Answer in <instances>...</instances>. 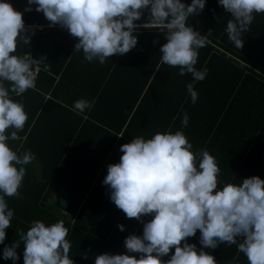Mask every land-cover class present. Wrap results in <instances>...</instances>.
<instances>
[{
	"label": "trees",
	"instance_id": "trees-1",
	"mask_svg": "<svg viewBox=\"0 0 264 264\" xmlns=\"http://www.w3.org/2000/svg\"><path fill=\"white\" fill-rule=\"evenodd\" d=\"M7 2L23 13L26 27L42 25L34 32L29 29L30 42L25 45L23 40L18 41L13 54L30 52L43 63L34 67L35 89L21 96L11 94L24 104L30 118L24 130L18 132L19 139L9 140V146L18 153L31 150L35 159L25 166L26 175L19 189L23 199L6 197L15 212L11 227L6 229L5 242L0 244V264H12L2 258L4 245L11 246L19 239L17 229L27 231L35 219L46 225L64 221L66 238L72 246L79 242L69 253L74 264H82V258L84 264H94L95 256L102 251L125 253L126 234L142 235L143 223L152 217H142L143 222L127 218L111 202L102 181L107 166L120 161V146L137 136L150 138L156 132L182 130L193 144L194 153L206 148L215 157L222 173L218 187L238 175L235 157L239 159L247 153L242 167L251 169L257 165L250 161V155L264 142V13L254 14L249 30L242 34L241 49L228 39L225 29L232 17L218 6L217 0H207L199 16H190L187 24L207 37L195 67H206L208 73L203 81H194L190 73L181 76L179 67L160 62L159 49L167 42L163 27H141L133 50L109 57L101 65L98 61H84L82 51L74 53L77 39L59 25L47 27L50 21L35 11V5L31 12H25L27 0ZM147 17L145 12L135 23L142 25ZM44 64L49 66L47 72ZM188 83H193L198 92L195 104L187 92ZM81 98L94 106L77 115L72 110L73 103ZM185 111L189 122L182 128ZM241 128H246L242 134ZM252 143L256 146L252 147ZM255 153L257 158L264 157L260 151ZM228 160H233L227 165L231 167L223 169L221 162ZM61 189L78 199L86 196L73 221L61 214L58 204L47 200ZM121 224L124 231L118 228ZM196 234L199 240L200 232ZM18 252L21 258L17 264H23L22 243ZM133 255L139 258L140 254Z\"/></svg>",
	"mask_w": 264,
	"mask_h": 264
},
{
	"label": "clouds",
	"instance_id": "clouds-1",
	"mask_svg": "<svg viewBox=\"0 0 264 264\" xmlns=\"http://www.w3.org/2000/svg\"><path fill=\"white\" fill-rule=\"evenodd\" d=\"M207 0H27L25 12H42L49 27L59 25L77 39L74 53L83 52L86 62L103 65L109 57L124 55L138 44L136 33L141 27H163L165 40L159 52L160 62L179 67V75L190 73L194 81H203L205 67L197 70L199 50L207 37L187 24L190 16H199ZM229 13L228 39L241 49L242 34L264 13V0H217ZM147 12V22L140 21ZM214 12V10H213ZM23 13L7 0H0V244L6 239L15 210L6 197L23 199L19 189L26 175V165L35 156L31 150L19 152L9 146V140L19 139L28 114L22 102L11 96H21L36 87L34 67L43 63L30 52L14 55L17 42H30ZM210 34V32H209ZM158 43V41H154ZM47 72L49 66L44 64ZM8 82V86H5ZM191 102L198 100L193 83L186 85ZM93 102L81 98L73 103L77 115L93 107ZM188 113H183L182 128L187 127ZM9 129H13L10 133ZM182 130L156 132L150 138L137 136L120 146V161L107 166L102 183L109 198L127 218L142 221L143 234H130L124 240L125 253L105 252L95 257L94 264H218L205 251L221 244L237 246L247 264H264V179L244 178L240 184L222 183L218 187L220 168L206 148L192 151ZM124 231V225H118ZM199 230V245L189 243ZM19 239L4 245L2 258L17 264L18 249L23 244V264H74L69 253L71 242L63 220L50 225L35 219L25 231L17 229ZM174 249V252L172 250ZM171 253V255H170ZM133 254H140L137 258ZM169 257L167 260L162 259ZM230 264H236L235 258Z\"/></svg>",
	"mask_w": 264,
	"mask_h": 264
},
{
	"label": "crops",
	"instance_id": "crops-1",
	"mask_svg": "<svg viewBox=\"0 0 264 264\" xmlns=\"http://www.w3.org/2000/svg\"><path fill=\"white\" fill-rule=\"evenodd\" d=\"M50 23L51 22H47L46 26L49 27ZM40 26H42V25H40ZM58 28L59 29H64V28H61L60 26H58ZM64 30H67V29H64ZM28 35L30 37L31 33H29ZM249 68H250V70L252 72L259 73L253 67H249ZM34 71L36 72V69H34ZM262 76L264 77L263 74H262ZM175 95H177V94H175ZM142 97H143V95H142ZM61 104H63V103H61ZM27 114H28V118H30V114L28 112H27ZM33 120H35V117L33 118ZM253 129H254V124L252 125V131H253ZM255 129H257V128H255ZM245 130H246V128L245 129L241 128V134ZM252 131H251V133H252ZM248 135H250V133ZM248 135H246V137ZM251 145H252V147L256 146L254 143H252ZM257 147H258V150H255V151H260L262 154H264V142L262 143L261 146H257ZM255 151L253 149L252 154L250 155V161L251 162H255L257 165L255 167L251 168V169H246V168L242 167V165H244V163H245V157L247 156V153H246L245 156H242L239 159L237 157H235V159L237 160L236 169L237 170L240 169L238 175L236 174V177L237 176L238 177L237 178L235 177L233 181L226 180V181H224V183L240 184L241 181L244 178H248L250 176H259L261 179H264V157L257 158ZM232 162H233V160H228V162H226V163H222L221 162V167L223 169L227 170L228 168L231 167V166L227 167V165H230ZM29 167H31V166H29ZM219 176H222L221 171H220V175ZM62 191H64V194H66L65 197L68 200V206H67L66 209L62 208L59 205V203L54 199V196H53L55 194H60V192H62ZM51 198L53 199L52 202L50 201ZM85 199H86V196H82V197L80 196V199H78V198L74 197V195L71 194L68 190L61 189L58 193H52V195H50L49 199H47V200H49L50 204H58L59 207H60V208H58V210H60L61 214L64 215L68 220L73 221L77 217V215L79 214L80 209H81ZM131 232H132V230H131ZM133 234L137 235V233H134V232H133ZM128 235H130V234H126V236H128ZM196 236H197V234L194 237H189L190 239H188V242L189 243H195L197 245V247L199 248L200 247L199 240H197L195 238ZM199 237H200V235H199ZM78 245H79V242H76L75 244H73L72 248H76V247H78ZM205 251H207L210 254H212L216 258L218 264H230V262H232L234 258H235L236 264H247V260L244 257V255L242 253H238L237 252V246L236 245H232L231 247H229V246L221 244L215 250L205 249ZM105 252H107V251H105ZM105 252H103V251L102 252H98L97 255H99L101 253H105ZM172 252H174V249L172 250ZM170 255H171V253H170ZM168 258L169 257H164L162 259L167 260ZM82 260H83L82 264H84V262H85L84 258H82Z\"/></svg>",
	"mask_w": 264,
	"mask_h": 264
},
{
	"label": "water",
	"instance_id": "water-1",
	"mask_svg": "<svg viewBox=\"0 0 264 264\" xmlns=\"http://www.w3.org/2000/svg\"><path fill=\"white\" fill-rule=\"evenodd\" d=\"M54 196V199L59 203V205L66 209L67 206H68V200L67 198L65 197L66 194H64V191L60 192V194H55L53 195ZM50 201L52 202L53 199L51 198Z\"/></svg>",
	"mask_w": 264,
	"mask_h": 264
},
{
	"label": "built area",
	"instance_id": "built-area-1",
	"mask_svg": "<svg viewBox=\"0 0 264 264\" xmlns=\"http://www.w3.org/2000/svg\"><path fill=\"white\" fill-rule=\"evenodd\" d=\"M32 27L36 30H40L42 28V26L40 25H32ZM31 29V28H30Z\"/></svg>",
	"mask_w": 264,
	"mask_h": 264
}]
</instances>
